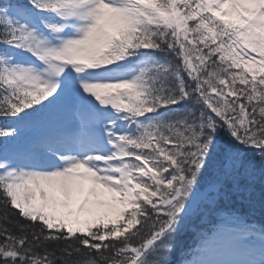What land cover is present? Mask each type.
<instances>
[{"label":"snow or ice","instance_id":"1","mask_svg":"<svg viewBox=\"0 0 264 264\" xmlns=\"http://www.w3.org/2000/svg\"><path fill=\"white\" fill-rule=\"evenodd\" d=\"M0 264H264V0H0Z\"/></svg>","mask_w":264,"mask_h":264},{"label":"trees","instance_id":"2","mask_svg":"<svg viewBox=\"0 0 264 264\" xmlns=\"http://www.w3.org/2000/svg\"><path fill=\"white\" fill-rule=\"evenodd\" d=\"M222 204H227L228 206H233V207H239L243 210H247V205L243 204L237 197L235 196H230L229 199L226 201H222ZM262 214L259 209L256 210L254 219L256 220H261ZM202 220L201 218L194 217L191 219L189 222H187L181 230L178 232L176 236V249L177 253H179L180 249L183 247H187L191 236L193 234V231L201 224ZM176 256L174 254L173 259L175 260Z\"/></svg>","mask_w":264,"mask_h":264}]
</instances>
